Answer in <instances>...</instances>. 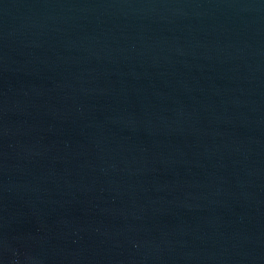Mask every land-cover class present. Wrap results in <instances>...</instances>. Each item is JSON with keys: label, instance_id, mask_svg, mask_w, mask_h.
<instances>
[{"label": "water", "instance_id": "1", "mask_svg": "<svg viewBox=\"0 0 264 264\" xmlns=\"http://www.w3.org/2000/svg\"><path fill=\"white\" fill-rule=\"evenodd\" d=\"M0 264H264V0H0Z\"/></svg>", "mask_w": 264, "mask_h": 264}]
</instances>
